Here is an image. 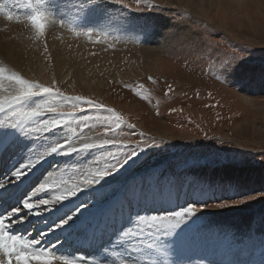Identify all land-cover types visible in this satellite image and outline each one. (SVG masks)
Segmentation results:
<instances>
[{
	"label": "rangeland",
	"instance_id": "1",
	"mask_svg": "<svg viewBox=\"0 0 264 264\" xmlns=\"http://www.w3.org/2000/svg\"><path fill=\"white\" fill-rule=\"evenodd\" d=\"M4 1L9 2L11 0ZM18 2L23 6L24 0H18ZM126 2L131 3V0H126ZM75 3L76 0H49L50 10L58 18L65 20L69 17L74 19L78 15L77 8H69ZM161 3L164 4L161 11H135L134 5L133 10H130L111 3V0H105L104 11L92 9L84 17L87 18L89 15L93 17L97 14L101 16L103 13L106 18L108 17L107 19L119 16L118 20H113L114 25L110 27L111 29L105 31L108 33L107 37L103 35V30H97L93 34L92 43L88 46L90 49L87 55L72 63L76 68L71 64L60 62V59L56 62L55 59L47 58L45 62L52 61V66L62 71L63 74L56 73L55 80L65 95H79L102 103L106 108L115 109V112L127 124L135 126L134 129H130L127 124L122 125L109 134V138L118 144L134 145L146 137H154L157 141H164L160 147L149 148L143 152V154H147L148 150H152V153L146 156L142 162L139 160L143 155L138 160H134L133 164H129L119 173L111 176L115 183L123 175L129 174L124 182L111 187L106 200L111 199L112 196H119L133 178L145 177L154 170H159L165 177H199L213 183L223 182V184L232 185V190L213 193L215 197H210L208 202H212L216 198H224L225 200L242 198L239 196L246 194L257 198L232 207L205 208L199 213L194 227H211L213 225V222L211 223L212 218L215 219L219 214H230L234 221H240V223L244 219L239 220L241 218L239 213L251 216L250 228L252 227L251 229L255 232V247L250 252L252 255L250 257L258 255L259 264H264V256H262L264 255V239L262 238L264 237V198H259L260 194L264 193V157H262L264 155V87L249 85L239 79H232L230 85L221 84L213 79L210 74L209 63L217 55L231 53L233 48L243 46H249L243 50L249 54L250 59L264 57V0H166V3L161 0ZM15 5L14 1L7 9H13V12L15 9L14 13H18L21 6ZM185 13L189 17L185 22L187 25L185 23L183 25L174 19L176 15ZM82 19L78 20L79 25ZM133 23L137 24L135 28L130 31L123 30L131 27ZM145 23L156 26V30L151 35L155 38L143 39L142 34L137 32ZM119 25H123V28ZM170 28H176L178 32L191 29L194 34L207 36L210 42L216 43L208 45L212 49L211 53L202 48L181 47L176 44L175 40L166 35ZM28 30L29 28L26 32ZM97 38L100 41L98 43L95 42ZM42 39V43H44L42 46H45L46 42L48 47L49 41L44 42V37ZM163 39L173 44L172 47H166L161 55L157 52L153 55H146L147 49L143 51L145 45L156 44L158 40L163 44ZM130 48L134 50L130 51ZM25 72L26 70L20 73L28 79H36L44 84H51L53 81L52 78L49 83H45L41 76H33ZM148 76L155 78L156 83L153 84L148 81ZM140 84L144 85V94L150 96V100L136 95L134 90L138 89ZM3 85L10 90L9 82ZM124 85H128V87ZM169 85L173 91L166 96L165 93L168 91ZM209 93H211V97ZM80 107L87 108V105ZM172 108L181 111L172 113L170 112ZM62 110L69 111L70 109L63 107ZM109 115L110 113L103 110L87 111L86 116L89 118L88 123L92 126V131L85 129L82 124L77 126L79 119L84 117H79L77 122H73L63 129L69 135L72 134L73 129L76 133L84 131L89 142L102 145L101 150L90 151L81 159H77L75 154H67L72 159L74 158L73 165L75 167H102L110 160V153L122 151L114 145H103L105 137L99 134L104 133L105 127L108 126L109 121L106 117ZM55 131L57 130H49L46 136L58 139L59 133L58 131L55 133ZM139 133H144V137H141ZM164 135L168 138L163 137ZM32 139L23 138L20 142H26V147L28 145L31 147L33 144L38 147V143ZM221 140L225 143L221 144ZM18 151L19 148H13V153L16 155ZM176 153L180 154L175 155L172 162L167 163L168 159H164L146 167L148 164ZM181 155H183L184 161L178 163V156ZM217 156L222 163L209 162ZM93 161L99 163H92ZM42 162L43 160L39 165ZM183 166H188V168L182 169ZM228 167L235 169L232 170V174H229L231 170L227 169ZM237 174L243 176L236 178ZM38 181L41 182L43 179ZM193 198L191 195L188 196V199ZM103 202L104 200L94 202L89 206L88 213L96 208L100 212L103 205L106 204ZM96 203L102 204L95 206ZM154 210L150 207L137 208L135 211ZM135 213L131 212L128 218H125L127 221L126 228L132 226ZM83 219L84 217L78 220L68 233H72L74 228L82 227L80 222ZM96 224L98 227L102 225L99 222ZM222 225L225 226V224ZM64 228L68 227L64 226ZM229 230V232L221 233L220 239H216L220 246L217 251H214L213 243L199 242L202 233L189 232V243L178 254L179 264H189V262L200 264L202 259L204 260L210 255V251L213 252L211 255L214 256L211 264H219L217 258L219 259L222 253L227 255L225 251H227L228 246L229 251L234 252L233 254L243 251L248 237L234 229L230 228ZM225 233L228 235H226L227 240ZM115 239L116 237L99 247L98 249L102 252H99L96 257L104 261L103 251L113 248ZM256 242L258 243L256 244ZM237 247L238 249H236ZM115 249L122 253L127 252L126 256L128 257L124 258L130 260L138 258L137 253L130 251L126 243L115 244ZM112 254L116 256V254ZM228 255L231 254L228 253ZM199 257L202 259H198ZM115 260L111 261L114 262Z\"/></svg>",
	"mask_w": 264,
	"mask_h": 264
},
{
	"label": "snow or ice",
	"instance_id": "2",
	"mask_svg": "<svg viewBox=\"0 0 264 264\" xmlns=\"http://www.w3.org/2000/svg\"><path fill=\"white\" fill-rule=\"evenodd\" d=\"M111 3L130 10H133L134 5L135 11H161L164 7L161 0H131V3L126 0H111ZM76 4L78 15L73 20L58 18L50 10L49 0H24L23 6L27 11L23 17L0 4V14L6 21L26 23L36 41L45 36L49 24L53 27H67L73 35L92 40L97 30L110 28L114 25L113 20L119 19V16H113L96 27H80L77 21L92 9L103 10L105 0H76ZM188 18L186 13L174 17L182 24ZM119 26L123 28V25ZM155 30L154 24L145 23L137 32L142 34L143 39H148ZM103 35L107 37L108 33L104 32ZM166 35L181 47L202 48L209 53L212 49L208 45L216 43L210 42L207 36L194 34L191 29L178 32L176 28H170ZM95 42H100L99 38ZM245 48L249 46L233 48L231 53H223L210 60V74L213 79L224 85H230L232 79H239L249 85L264 87V57L250 59L249 54L243 50ZM44 53L51 59L46 42ZM5 79L9 81L10 90L0 86V158L8 157L15 147L16 134L37 140L45 138L48 142L39 149L33 144L26 151L23 163L13 167L11 171L0 172V264H105L97 257L89 258L83 253L62 251L58 247L63 244L62 239L56 237L49 240L48 236L54 234L57 229L63 235L64 226L71 228L88 213L89 206L106 199L111 191V185L104 183L105 178L119 173L141 153L149 148L160 147L164 141L146 137L134 145L118 144L109 138V134L127 122L115 112V109L106 108L104 104L83 96L65 95L55 78L51 84H44L36 79L25 78L19 71L0 67V80ZM147 79L153 84L156 83L152 76H148ZM143 89L144 85L140 84L134 91L136 95L150 100L151 97L145 96ZM171 91L173 89L169 85L165 95ZM209 96L211 97V93ZM81 105H87V108L80 107ZM63 107L70 110L63 111ZM90 110L110 113L106 117L109 124L103 133L105 137L103 145H114L122 151L110 153V160L102 167L81 166L72 169L79 179L71 185L67 181L49 182L55 172L68 171V165L54 167L43 181L30 185L22 197L17 196L28 174L49 154H75L77 159H81L90 151L101 150L102 145L89 142L84 131L76 133L73 129L70 135L63 131L73 122H77L79 117L84 118L79 119L77 126L82 124L85 129L92 131V126L88 123L89 118L86 116ZM178 111L181 110L170 109L172 113ZM127 127L135 128L131 124H127ZM49 130H57L59 138L46 137ZM139 135L144 137V133ZM220 143L223 144L225 141L221 140ZM209 162L222 163L218 156ZM225 190H232V185L213 183L199 177H165L159 170H154L145 177L131 180L119 196L107 200L105 208L92 214L87 225L92 230L86 231L84 238L85 240L96 238L94 225L97 222H119L127 218L134 208L151 207L155 210L136 212L133 215L132 226L118 234L113 248L104 249L105 252L118 251L115 244L126 243L130 251L137 253L138 258L134 260L118 258L107 264H179L178 254L189 243V232L203 233L207 230L206 226L194 227L203 209L232 207L257 198L246 194L239 196L242 198L227 200L216 198L208 202L212 193ZM77 193L84 199H80ZM189 195L194 198L188 199ZM69 197L77 198L69 200ZM259 198H264V193H261ZM61 201H67V205L71 206L61 204ZM45 205L55 206V215L48 214L40 218V211L47 212L46 208H41ZM33 213L36 215L33 216ZM39 224H46V227L38 228ZM200 264H204V261H200Z\"/></svg>",
	"mask_w": 264,
	"mask_h": 264
},
{
	"label": "bare ground",
	"instance_id": "3",
	"mask_svg": "<svg viewBox=\"0 0 264 264\" xmlns=\"http://www.w3.org/2000/svg\"><path fill=\"white\" fill-rule=\"evenodd\" d=\"M3 1L4 0H0V4H3L5 8H9L8 6H10V4L15 1L16 5L19 4L21 6V10L19 12L17 11L18 12L17 14L21 15V17H23L25 15L27 9L24 8L20 4V2H18V0H11L9 2H5V1L3 2ZM12 8H13V6H12ZM14 8H16V7H14ZM17 8H18V6H17ZM69 8H77V4L75 3L74 5H72V7H69ZM11 11H13V9ZM103 11H104V9H103ZM14 12H15V9H14ZM69 12H70V10H69ZM97 15H95L93 17H92V15L91 16L89 15L87 18H85L83 16V19L81 20L80 25L78 24V21H77L78 26H80V27H95V26L100 25L102 23V21H105L108 18V17L106 18V16H104V13L101 16H100V14H97ZM66 20H73V19L71 17H69ZM136 25H137L136 23H133L131 25V27L123 29V30L124 31L125 30L130 31L132 28H135ZM183 27L186 28V26H183ZM27 28H29V27L27 26L26 23H23V22L17 23L16 21H11V22L6 21L3 18V15L0 14V67L11 68L12 70L19 71V72L26 70L27 73L32 74L33 76H36V75L41 76L43 82L49 83L50 79L56 77V73H59V74H63V73L57 67L52 66V64H51L52 61L51 62H49V61L45 62V60L47 59V56L44 53V46H42V44L44 45V43H42L43 39L36 41L34 39L33 32L31 31L30 28H29L28 32H26ZM185 28H183V29H185ZM109 29H111V28H107L106 30L103 29V31L105 32ZM116 29H117V27H116ZM151 37H153V36H151ZM153 38H155V37H153ZM45 41H47V42L49 41V46L47 48H48V52L51 55V60L55 59V61L58 62V60L60 59V62L68 63L71 65H73L72 63H75L76 61H78L81 57H84V55H87V52H89L88 50L90 49V48H88V46L90 43H92V41L89 40L87 37H84V36L77 37V36L73 35L71 32L68 31L67 27H64V28L53 27L51 24H49L48 28L46 29V33L44 36V42ZM163 41H164V39H163ZM46 45H47V43H46ZM172 45L173 44H170L166 41H164V43L162 44L158 40V43H156V44L145 45L143 51L145 49H147L145 52L146 55H153L156 52L161 55L166 50L165 49L166 47L171 48ZM129 50L132 51L134 49L130 48ZM78 55H79V57H77ZM156 60H157V58L155 59V61ZM112 62H113V60H112ZM5 75H7V73H5ZM76 77H80V76H76ZM6 82H9V81L6 79L0 80V86L5 84ZM2 88L7 89V87H4V85ZM52 132H54V131H52ZM56 132L57 131H55V133ZM55 136H57V135H55ZM163 137L168 138V136H166V135H164ZM32 140L38 143L37 149L44 147V145L48 142L47 139H45V138H40L39 140H37V139H32ZM18 142H19V144H18L19 145L18 146L19 151H18L17 155L15 153H13V149H12L9 156L4 158L3 162H1V167H0L1 172L11 171L13 167L22 163V162H19L18 164L16 163L18 158L20 156H22V155H20V151L24 150V157H25L26 151L30 148V145H28L26 147V145H27L26 142H23V143H21L20 141H18ZM10 158H13L15 160L11 162V160H9ZM73 159L71 157H69L67 154H61V153L49 154L43 160V162L40 165L37 164L36 167L34 168V170L28 174V178L21 185L20 190L17 192V196L22 197L23 194L28 190L30 185L38 184L39 183L38 180H40L41 178L44 180V178L48 176V173L50 171H52L54 169V167H60V166L68 165V171H57V172H55L51 176V178L49 179L50 182L55 181L57 183H63L65 181H67L69 185H71V183L76 182L79 179V176L75 175L74 172L72 171V169L77 168L73 165ZM227 169L231 170V171H229V174H232V170L233 171L235 170L233 167H231V168L228 167ZM40 173L42 174L41 176H40ZM229 174L227 173V175H229ZM242 176H243L242 174H240V176L237 174L235 177L238 178V177H242ZM228 177L229 176H227V178ZM243 179H244V177H243ZM114 181L115 180H113V179L112 180H106L104 183L112 185L114 183ZM248 183H249V180H248ZM243 184H244V182H243ZM48 191H51V190H48ZM77 196L80 199H84V197L80 196L79 193H77ZM213 196L215 197V195L212 193L211 197L213 198ZM41 198H47V197H41ZM76 198L77 197H69L68 199L69 200H75ZM106 201L107 200L105 199L103 203H105ZM60 203L67 205V201H61ZM100 204H102V203H96L95 206L100 205ZM67 206L70 207L71 205H67ZM106 206H107V203L103 205V208H105ZM41 208H46L47 212L40 211L39 212L40 218H42L48 214L55 215V212H56L55 206L49 207V206L45 205V206H41ZM136 209L137 208L132 209L131 212H137V211H135ZM138 209H140V208H138ZM98 212H99V210L96 208V209L90 211L89 213L85 214L84 219L80 222V223H82V225H81L82 227L74 228L72 233H68V231L70 229H72L73 226L71 228H65L63 235H61V231L59 229H57L54 231V234H50L48 236V239L52 240L56 237H60L63 241V244L61 246H58V247L62 251L70 250L73 253H76V252L80 253V250L82 249L83 254H84V250L89 248V250H91V253H90L91 255L89 258H95L99 252H102V250H100L98 248L102 247L104 245V243L112 241L115 237H117L118 234L126 228V227L124 228V225H126V223H127V221L125 219H123L122 221H119V222H117V221L105 222V223H102L101 227H98V225L95 223L94 228L96 230V238L94 240H85V238H84L85 232L92 230V229H89L87 227V225L89 223V219H90L92 214H95ZM239 214H241L240 215L241 218L239 220L244 219L243 222H241V223H240V221H236V220L234 221L231 218L230 214H223V215L219 214L217 217H215V219H217V220H215L214 217L213 218L211 217L212 218L211 223L213 222L212 223L213 225H211V227L208 226L207 230L202 233V237H201L199 242L200 243L201 242L213 243L214 249H215L214 251H217V249L220 248V246H219V243L216 242V239H218V238L220 239V237L222 236L221 233L227 232L230 228L234 229L236 232L241 233L243 235H246L248 237V241H246L245 247L243 246L244 247L243 251H239L236 254H233L234 252H232V251L230 252L228 249L229 246L227 244H225L226 246H228L227 251H225V253H227V255H225L223 253L220 254L221 257L218 259V261L222 262L221 264H246V263L247 264H256V263L259 264L260 260L257 257L258 255L250 257V255H251L250 252L255 247V242H254L255 241L254 240L255 232L251 229L252 227L250 228V224H251V218L250 217L251 216L246 215V214H242V213H239ZM35 215L36 214L33 213V216H35ZM127 218H128V216H127ZM132 222H134V221H132ZM222 224H225V226H223ZM262 224H263V222H262ZM43 227H46V224H39L38 225V228H43ZM256 227H258V226H256ZM211 228H212V230H211ZM262 230H263V228H262ZM251 231H253V232H251ZM227 238L228 237H226V240H227ZM262 238L264 239V237H262ZM223 239H224V237H223ZM217 243H218V245H217ZM257 243L258 242H256V244ZM77 246H78V249H77ZM258 246H260V245H258ZM263 247H264V245H263ZM236 249H238V247ZM261 250H262V248H261ZM112 253L116 254V256H117V253H122V252L121 251H113V252L103 251L102 256L105 258V260H104L105 264H107V262L110 261L109 259H118ZM212 253H213L212 251L209 252L210 255ZM228 253L231 255H228ZM84 255H86V254H84ZM262 256H264V255H262ZM198 259H202V258L199 257Z\"/></svg>",
	"mask_w": 264,
	"mask_h": 264
}]
</instances>
